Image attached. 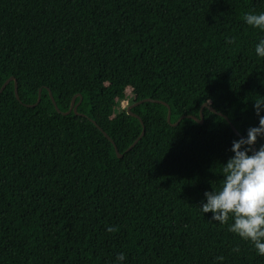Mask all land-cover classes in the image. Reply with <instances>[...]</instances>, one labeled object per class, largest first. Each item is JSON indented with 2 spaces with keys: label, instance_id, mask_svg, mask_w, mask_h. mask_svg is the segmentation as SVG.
Segmentation results:
<instances>
[{
  "label": "trees",
  "instance_id": "obj_1",
  "mask_svg": "<svg viewBox=\"0 0 264 264\" xmlns=\"http://www.w3.org/2000/svg\"><path fill=\"white\" fill-rule=\"evenodd\" d=\"M260 11L264 0H0V88L14 77L20 99L13 81L0 95V264H264L231 216L199 209L258 124L264 32L243 17ZM49 91L61 112L81 95L78 114ZM149 98L171 123L164 104L132 108L145 133L127 151L142 132L127 105ZM205 100L223 116L173 125Z\"/></svg>",
  "mask_w": 264,
  "mask_h": 264
},
{
  "label": "clouds",
  "instance_id": "obj_2",
  "mask_svg": "<svg viewBox=\"0 0 264 264\" xmlns=\"http://www.w3.org/2000/svg\"><path fill=\"white\" fill-rule=\"evenodd\" d=\"M243 19L247 25L264 32V11L247 12ZM254 52L257 57H264V37L255 44ZM208 101L204 104H210ZM253 109L258 124L232 141V155L222 163V184L218 189L212 185L211 191L204 192L199 209L203 214L211 212L209 220L221 225L231 216L227 230L250 242L256 254L264 256V143L257 147L258 141L264 140V100H254ZM124 259V253H118L112 264H122ZM215 260L222 262L224 257L217 256Z\"/></svg>",
  "mask_w": 264,
  "mask_h": 264
},
{
  "label": "water",
  "instance_id": "obj_3",
  "mask_svg": "<svg viewBox=\"0 0 264 264\" xmlns=\"http://www.w3.org/2000/svg\"><path fill=\"white\" fill-rule=\"evenodd\" d=\"M11 81L14 82L15 96H16L17 100L20 101V99H19V94H18V83H17V81H16V79H15L14 77H10V78H9V79H8L3 85H2V87L0 88V95H1V93L5 90V88L7 87V85H8ZM41 91H42V89H39L37 102H36L35 104H32V105H27L28 107L34 108V107H36V106L40 103V100H41ZM49 95H50V98H51V100H52V102H53V104H54V106H55L57 112L62 113L63 115H69V114L72 113V112H74L75 114H78V112H77V107H78V105H79V104L81 103V101H82V96H81V95H75V96L72 98V101H71V104H70V108H69V110L66 111V112H61V111L59 110V108L57 107V104H56V102H55V100H54V98H53V95H52L51 91H49ZM78 97L80 98V100H79V102L76 104V99H77ZM146 102L161 103V104L166 105L167 108H168L167 122H168L169 124L171 123V110H170V107H169L165 102H163V101L154 100V99L149 98V99H144V100H141V101H139V102H136V103H134V104L129 105L128 108H127L128 113H129L130 115L135 116L136 118L139 119V121H140L141 124H142V132H141L140 136H139V137L133 142V144L128 148L127 151L131 150V149H132V148L138 143V141L143 137V135H144V133H145V127H144V125H143V121H142V119H141L139 116H137V115L131 113V109L134 108V107H136V106H138V105H140V104H142V103H146ZM204 108H208V109H209L210 111H212L213 113H216V114H218V115H220V116H223V114H222L221 112H218L217 110L213 109V108L210 107L208 104H207V105L203 104L202 107H201V110H200V116H199V117H196V116H182V117H181L176 123H174L173 125H174V126H177V125L180 123V121H181L182 119H184V118H190V119H192V120L198 122L199 124H203V123H204V115H203V110H204ZM224 117H225L226 120H228V118H227L226 116H224ZM228 121H229V120H228ZM93 123H94V124H95V125H96V126H97V127L103 132V133H104V135H105V136H106V137L112 142V144H113L114 147H115V150H116L117 156H118L119 158H122V157H123V154H120V153H119L118 148H117L115 142H114V141H113V140H112V139H111V138H110V137H109V136H108V135H107V134L101 129V127L98 126V124H97L95 121H93ZM232 129L234 130V132H235L236 134L239 135L238 131L235 129L234 126H232ZM240 136H241V135H240Z\"/></svg>",
  "mask_w": 264,
  "mask_h": 264
},
{
  "label": "rangeland",
  "instance_id": "obj_4",
  "mask_svg": "<svg viewBox=\"0 0 264 264\" xmlns=\"http://www.w3.org/2000/svg\"><path fill=\"white\" fill-rule=\"evenodd\" d=\"M125 92H126V95H127L128 97H130V96H131V93H132V89H131V88H127ZM127 104H128V101H127V100H124V101L121 103V107L124 108ZM127 106H129V105H127Z\"/></svg>",
  "mask_w": 264,
  "mask_h": 264
}]
</instances>
